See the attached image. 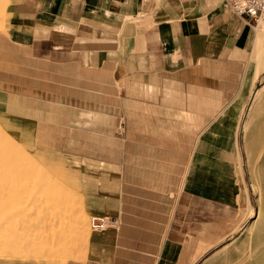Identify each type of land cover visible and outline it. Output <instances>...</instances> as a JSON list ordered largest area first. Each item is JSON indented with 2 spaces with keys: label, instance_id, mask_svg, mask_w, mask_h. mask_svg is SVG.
I'll return each instance as SVG.
<instances>
[{
  "label": "crops",
  "instance_id": "1",
  "mask_svg": "<svg viewBox=\"0 0 264 264\" xmlns=\"http://www.w3.org/2000/svg\"><path fill=\"white\" fill-rule=\"evenodd\" d=\"M5 26L16 78L47 101L79 95L85 212L118 219L90 230L78 264H199L254 216L242 122L264 33L225 0H10ZM19 153L0 132V262L27 251L39 220L24 207L70 211Z\"/></svg>",
  "mask_w": 264,
  "mask_h": 264
},
{
  "label": "rangeland",
  "instance_id": "2",
  "mask_svg": "<svg viewBox=\"0 0 264 264\" xmlns=\"http://www.w3.org/2000/svg\"><path fill=\"white\" fill-rule=\"evenodd\" d=\"M9 2L0 0V99L6 102L0 103V132L18 148L19 154L34 164L37 172L62 182L68 195L64 208L70 211L66 218L46 219L37 215L35 206L24 207L39 220L34 221L32 238L25 234L22 240L28 242L24 243L27 251L0 264H78L83 259L86 236L91 230L90 216L85 212L79 191L78 156L86 128L79 126L80 113L74 109L80 104L79 95L56 93L48 96L47 101L46 96L41 99L43 96L37 94L39 89L32 85L33 79L15 77L10 69L13 64L6 61L8 55L17 54L6 34ZM259 31L264 33V25ZM261 43L245 71L247 108L242 122V145L255 214L238 234L212 249L199 264H264V72L258 68H264V37ZM87 129L94 130V127ZM75 225H78V237L70 230ZM21 228L26 229L24 224ZM64 231L68 234V248L60 254L56 250L65 242Z\"/></svg>",
  "mask_w": 264,
  "mask_h": 264
},
{
  "label": "built area",
  "instance_id": "3",
  "mask_svg": "<svg viewBox=\"0 0 264 264\" xmlns=\"http://www.w3.org/2000/svg\"><path fill=\"white\" fill-rule=\"evenodd\" d=\"M236 14L249 19L257 29L264 25V0H225ZM118 225L114 216L93 215L90 217V227L93 231H103Z\"/></svg>",
  "mask_w": 264,
  "mask_h": 264
},
{
  "label": "bare ground",
  "instance_id": "4",
  "mask_svg": "<svg viewBox=\"0 0 264 264\" xmlns=\"http://www.w3.org/2000/svg\"><path fill=\"white\" fill-rule=\"evenodd\" d=\"M261 26H262V25H261ZM261 26H260V27H261ZM260 27H258V28H260ZM260 30H261V29H260Z\"/></svg>",
  "mask_w": 264,
  "mask_h": 264
}]
</instances>
